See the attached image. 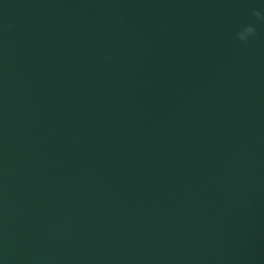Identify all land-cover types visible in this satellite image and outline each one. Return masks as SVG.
Returning <instances> with one entry per match:
<instances>
[{"label":"water","instance_id":"1","mask_svg":"<svg viewBox=\"0 0 264 264\" xmlns=\"http://www.w3.org/2000/svg\"><path fill=\"white\" fill-rule=\"evenodd\" d=\"M252 8L0 0V264H264Z\"/></svg>","mask_w":264,"mask_h":264},{"label":"clouds","instance_id":"2","mask_svg":"<svg viewBox=\"0 0 264 264\" xmlns=\"http://www.w3.org/2000/svg\"><path fill=\"white\" fill-rule=\"evenodd\" d=\"M259 3L264 5V0H259ZM250 15L255 18V21L264 23V13L256 8L250 9ZM255 31V27L252 23L243 24L235 32V38L242 43H246L255 35Z\"/></svg>","mask_w":264,"mask_h":264}]
</instances>
